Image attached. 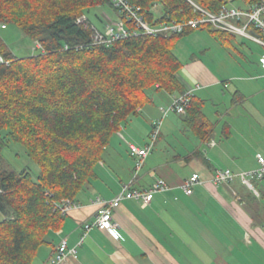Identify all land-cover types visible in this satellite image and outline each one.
Listing matches in <instances>:
<instances>
[{
  "label": "trees",
  "instance_id": "1",
  "mask_svg": "<svg viewBox=\"0 0 264 264\" xmlns=\"http://www.w3.org/2000/svg\"><path fill=\"white\" fill-rule=\"evenodd\" d=\"M128 1L158 24L195 16L191 2L217 12L232 0ZM240 1L237 7L247 9L259 0ZM103 4L119 14L109 0H0L5 27L16 24L43 47L18 57L0 36L5 61L0 63V264H32L38 249L51 243L50 233L62 227L66 215L56 204L79 199L97 177L111 137L138 113L146 90L186 91L177 77L181 62L173 52L178 39L205 28L222 39L234 36L203 27L93 44L92 22L87 18L80 23L77 17ZM184 120L205 138L208 124L194 95ZM10 142L20 144L39 166L35 178L3 158L1 150Z\"/></svg>",
  "mask_w": 264,
  "mask_h": 264
},
{
  "label": "crops",
  "instance_id": "2",
  "mask_svg": "<svg viewBox=\"0 0 264 264\" xmlns=\"http://www.w3.org/2000/svg\"><path fill=\"white\" fill-rule=\"evenodd\" d=\"M118 17L115 12L112 19ZM175 45L178 79L185 90L200 85L192 95L202 102L207 134L200 137L186 125V112L178 115L182 120L167 115L158 136L163 141L145 158L135 182L147 187L162 177L173 188L156 193L147 205L122 201L114 212L121 226L118 239L94 228L78 244L83 224L96 213L91 200L112 198L131 178L134 161L128 154L122 157L120 143L126 153L128 142L145 146L152 123L162 116L160 107L179 94L148 89L138 113L111 137L97 177L77 199L80 208L65 215L32 264H44L62 239L77 249L76 257L63 264H264V178L256 185L259 197L238 180L208 181L216 168L250 169L255 156L264 155V69L259 62L264 46L235 35L222 39L209 30H195ZM192 173L205 183L186 195L179 186Z\"/></svg>",
  "mask_w": 264,
  "mask_h": 264
},
{
  "label": "built area",
  "instance_id": "3",
  "mask_svg": "<svg viewBox=\"0 0 264 264\" xmlns=\"http://www.w3.org/2000/svg\"><path fill=\"white\" fill-rule=\"evenodd\" d=\"M109 1L112 7L118 10L119 14L124 15V18L118 17L112 19L105 16V24L102 29L96 28L91 24V43L93 44L109 45L116 40L131 36L168 35L170 33H180L187 28L199 29L210 27L216 30L226 31L235 36L250 39L264 46V0H259L247 9L224 4L217 12H211L191 2L197 11L195 16L183 21H171L158 24H151L147 21L141 12V7L130 4L128 0ZM86 19L83 15L77 18V22L83 23ZM3 28H5V24L0 21V29ZM33 49L43 50V47L36 41ZM4 62V59L0 56V63ZM259 62L264 69V55L259 58ZM198 88H200V85L197 84L184 93L175 96L169 105L160 107L162 116L152 123L149 142L145 146H138L133 142L127 143L128 152L134 160L131 178L121 184L119 191L112 198L106 199L101 196H96L91 200V203L97 206L96 213L91 221L83 224V234L78 244H81L88 232L94 228L107 232L113 238L118 239L120 237L119 230L121 226L114 219V212L122 201L134 199L140 201L142 205H147L153 200L156 193L168 191L173 188L162 177H155L153 182L147 187L135 186V181L143 168L145 158L150 154L156 143L163 118L171 112L184 114L190 103L192 92ZM255 161V167L246 170L235 171L230 168H216L208 181L218 185L238 180L254 196L259 197L260 194L256 182L264 178V155L257 154ZM202 183H205V180L201 179L198 173H192L183 180L179 187L186 195H190L194 187ZM56 208L61 214L65 215L72 210L80 208V203L75 199L64 198L56 204ZM76 253V246L69 247L67 241L62 239L52 254L45 260L44 264H63L67 257L71 256L75 258Z\"/></svg>",
  "mask_w": 264,
  "mask_h": 264
},
{
  "label": "rangeland",
  "instance_id": "4",
  "mask_svg": "<svg viewBox=\"0 0 264 264\" xmlns=\"http://www.w3.org/2000/svg\"><path fill=\"white\" fill-rule=\"evenodd\" d=\"M229 5L230 6H235V5L239 6V5H242V2L240 0H232L231 2H229ZM104 12L108 16H110V18H114L115 10L113 8H111L108 4H103L102 6L90 7L88 10H86L84 12V16L86 18H88L92 22V25H94L95 27L103 28V26L105 24V18L103 17L102 13H104ZM159 14H160V9L157 11V15H159ZM82 16L83 15H80L77 18H80ZM203 30L207 31V28H205ZM196 31H198V30H196ZM0 36L3 38L5 43L8 45V47L12 51V53H14L18 57H25V56H29V55H33V54L37 53V50L33 49L34 42L30 38L26 37L22 33L21 29L14 23H6V27L3 29H0ZM190 45H192L191 41H190ZM178 46H179V42L175 45L176 52L178 51V48H177ZM216 48H220V47L217 46ZM167 115H169L167 119H169L171 116H174V118H176V119H181V117L178 116L179 114L174 113V112L168 113ZM165 117L162 120L163 122L165 120ZM161 125H163V124H161ZM140 137H141V139L143 138V136H140ZM162 139H163V136L159 137L156 140V143H155L156 146L154 145L152 148L155 152L158 150L157 145H159L163 141ZM146 141L149 142V139ZM135 143L138 144L139 141H136ZM139 145L140 144H138V146ZM120 146H121V149L123 152L122 157L126 158L127 154L130 156L128 151H127V153L125 152L124 146L122 143H120ZM142 146H144V145H142ZM1 153H2L3 158L8 163H10V165L14 169L21 170V169L25 168L30 172V174L33 178H35L38 175L39 166L27 156L25 149L20 144L15 143V142H10L8 145H6L2 148ZM118 159H120V161H122L121 158H118ZM257 184L258 183L256 182V185ZM1 219H3V214L0 212V220Z\"/></svg>",
  "mask_w": 264,
  "mask_h": 264
}]
</instances>
